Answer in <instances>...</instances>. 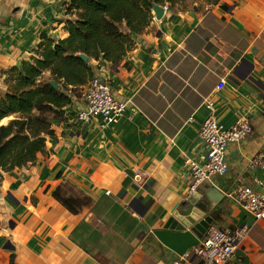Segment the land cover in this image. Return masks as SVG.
<instances>
[{"label": "crops", "instance_id": "1", "mask_svg": "<svg viewBox=\"0 0 264 264\" xmlns=\"http://www.w3.org/2000/svg\"><path fill=\"white\" fill-rule=\"evenodd\" d=\"M68 3L0 0V95L8 90L6 73L35 56L43 34L69 36ZM166 5L121 62L93 61L95 75L128 103L118 123H79L82 100L75 96L53 123L47 155L12 172L0 168V264H171L178 255L154 232L193 194L185 159L206 160V97L221 124L246 116L253 133L228 146V172L195 192L207 203L210 229L251 227L230 264H264V221L255 224L230 197L243 186L261 192L264 183L262 170L248 166L264 153V0ZM66 185L91 204L68 211L53 197Z\"/></svg>", "mask_w": 264, "mask_h": 264}, {"label": "trees", "instance_id": "2", "mask_svg": "<svg viewBox=\"0 0 264 264\" xmlns=\"http://www.w3.org/2000/svg\"><path fill=\"white\" fill-rule=\"evenodd\" d=\"M184 1L69 0L65 22L69 36L55 40L43 34L35 56L6 73L8 90L0 95V123L14 119L0 126L1 170L34 165L39 154L47 155L53 123L64 119L74 90L81 91L96 76L93 61L121 62L135 48L136 37L150 26L154 4L175 7ZM82 54L89 60L84 61ZM53 197L72 214L91 204L69 185L58 187Z\"/></svg>", "mask_w": 264, "mask_h": 264}, {"label": "built area", "instance_id": "3", "mask_svg": "<svg viewBox=\"0 0 264 264\" xmlns=\"http://www.w3.org/2000/svg\"><path fill=\"white\" fill-rule=\"evenodd\" d=\"M164 11H169L168 5ZM226 85L220 81L217 90H222ZM82 106L77 113L79 123H89L94 119H101V127L108 128L119 122L125 115L128 103L118 99L108 81L95 76L81 90ZM204 103L209 109V114L200 129V138L207 147L206 160L199 162L186 157L185 166L190 172L192 183L191 193L198 186L212 182L216 176H224L229 170L227 161V148L230 144L245 141L252 133L253 126L250 118L241 117L229 128L221 124L216 116L214 101L206 97ZM252 169L259 168L264 173V153H260L248 162ZM142 175L134 176L140 182ZM262 191H256L243 186L230 194L238 204L242 205L254 218L255 224L264 221V183L259 182ZM251 227L231 229H210L197 247L187 251L183 256H178L171 264H230L240 243L248 236Z\"/></svg>", "mask_w": 264, "mask_h": 264}, {"label": "water", "instance_id": "4", "mask_svg": "<svg viewBox=\"0 0 264 264\" xmlns=\"http://www.w3.org/2000/svg\"><path fill=\"white\" fill-rule=\"evenodd\" d=\"M153 12L158 21L165 14L164 7L157 4H154ZM81 58L84 61L89 60L85 54H82ZM50 84L54 88L59 87L55 81H51ZM206 206L202 194L199 191L193 192L172 212L154 235L169 250L178 256H183L187 251L201 244L213 225Z\"/></svg>", "mask_w": 264, "mask_h": 264}, {"label": "rangeland", "instance_id": "5", "mask_svg": "<svg viewBox=\"0 0 264 264\" xmlns=\"http://www.w3.org/2000/svg\"><path fill=\"white\" fill-rule=\"evenodd\" d=\"M48 76H50L48 74ZM73 94L76 96V97H81V91L78 89V90H74Z\"/></svg>", "mask_w": 264, "mask_h": 264}]
</instances>
